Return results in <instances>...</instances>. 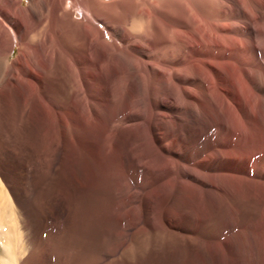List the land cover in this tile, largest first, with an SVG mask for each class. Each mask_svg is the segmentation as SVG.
Listing matches in <instances>:
<instances>
[{
  "label": "bare ground",
  "instance_id": "6f19581e",
  "mask_svg": "<svg viewBox=\"0 0 264 264\" xmlns=\"http://www.w3.org/2000/svg\"><path fill=\"white\" fill-rule=\"evenodd\" d=\"M0 107H43L66 151L85 139L99 161L124 151L171 176L145 200L163 197L168 224L194 234L204 224L195 241L206 255L226 250L237 264L235 244L264 236V160L254 158L264 159V0H0ZM46 125L33 126L38 138ZM76 175L77 190L86 179ZM115 185L102 183L95 203ZM12 207L0 187V264H28ZM251 248L245 257L264 264ZM178 249L161 260L176 264Z\"/></svg>",
  "mask_w": 264,
  "mask_h": 264
},
{
  "label": "rangeland",
  "instance_id": "374dc122",
  "mask_svg": "<svg viewBox=\"0 0 264 264\" xmlns=\"http://www.w3.org/2000/svg\"><path fill=\"white\" fill-rule=\"evenodd\" d=\"M17 54L15 50L10 58ZM8 110L7 114V110L0 107V187L15 210L16 230L24 240H21L24 242L22 246L30 249L32 254H28V264H138L140 261L165 264L167 255L164 257L163 254H168V249L177 242L183 244V250L178 249L175 263L234 264L226 250H217L212 257L202 252L203 241L196 242L195 238L206 232L204 224H199L200 231L194 234V231L186 229L184 221L174 219L170 224L164 221L163 197L147 203L145 197L157 183L169 181L171 176L159 177L139 169L138 161L132 156L127 159L124 151L114 161H99L89 154L95 146L91 147L85 139H77L71 148L68 145V149L74 151H70V157L65 142H57L56 121L45 116L43 107H8ZM41 121V125L47 123L48 126L41 132L43 135L38 132V138V128H35L40 126ZM31 126L35 128L30 129ZM54 141L57 144L53 145ZM254 158L257 163L264 160L263 157L259 160L258 156ZM96 160L97 163L93 162ZM122 168L127 169L125 174ZM77 173L85 177L86 186L80 188L77 185L79 189L76 190ZM254 173L251 169L250 175L254 176ZM110 182L116 185L111 191L110 188L109 192L104 191L105 204L95 203V198H99V186L102 183L110 185ZM112 198L116 200L113 205ZM19 201L26 206V210L19 206ZM94 208L96 210L92 212ZM224 211L211 215L217 224L226 217ZM199 215L204 222L208 218L204 211H200ZM232 233L234 235L237 231L232 229ZM260 233V229L254 231L250 234L251 238L244 239L239 247L234 243L237 264L254 263L244 254L250 247L264 255V236ZM206 240L212 245L225 241L223 234ZM167 245L171 246L168 248ZM4 252L5 247L0 242V259ZM152 256L157 260H152Z\"/></svg>",
  "mask_w": 264,
  "mask_h": 264
}]
</instances>
